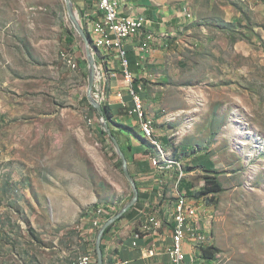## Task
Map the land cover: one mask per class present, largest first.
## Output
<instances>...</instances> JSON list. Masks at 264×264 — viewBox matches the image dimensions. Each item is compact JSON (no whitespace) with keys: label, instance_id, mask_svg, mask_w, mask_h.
Returning <instances> with one entry per match:
<instances>
[{"label":"rangeland","instance_id":"1","mask_svg":"<svg viewBox=\"0 0 264 264\" xmlns=\"http://www.w3.org/2000/svg\"><path fill=\"white\" fill-rule=\"evenodd\" d=\"M195 8L201 16L185 42L169 48L163 68L142 80L140 99L164 150L161 165L177 178L180 169L191 190L204 188L208 174L222 184L212 201L185 193L199 202L218 250L206 263L264 264V0H198ZM72 29L63 0H0V105L12 109L4 128L8 160L23 167L34 195L71 176L88 198L114 200L131 189L110 137L96 131L100 116L83 100L88 68L80 69L85 49L75 31L77 51L67 45ZM61 51L74 54L76 68L63 63ZM98 65L101 103L130 95L125 83L111 90L108 70ZM121 116L122 109L115 119ZM108 123L121 142L155 153L138 122L133 132ZM203 153L208 159L199 164L194 158Z\"/></svg>","mask_w":264,"mask_h":264},{"label":"crops","instance_id":"2","mask_svg":"<svg viewBox=\"0 0 264 264\" xmlns=\"http://www.w3.org/2000/svg\"><path fill=\"white\" fill-rule=\"evenodd\" d=\"M99 1L74 0L84 26L85 15L90 17L91 28L88 31L92 29L93 20L101 14ZM112 1L116 4V0ZM197 2L120 0L119 13L130 17L143 16L146 20L145 31H151L156 40L147 52L140 49L143 34L126 43L129 69L142 96L145 94L142 80L151 77L149 73L153 68H163L169 48L181 46L191 26L201 16L195 8ZM95 52L97 62L108 70L111 90L123 88L121 83L125 82L119 79L123 78V73L117 56L114 53L108 55L104 49ZM79 66L81 70L85 69L83 61ZM110 99H114V103L109 104L115 114L124 110L117 96ZM124 99L131 105L130 95L126 94ZM11 111L9 107L0 105V264H74L82 255L90 254L94 257L93 233L87 229L86 224L81 230L77 228L84 220L83 216L80 218L82 213L99 205L110 210L120 209L130 199L131 190L114 200L100 198L97 194L88 198L89 192L82 190L71 176H67L59 186L43 184L40 187L47 193L34 195L26 183L23 167L8 160L10 157L6 149L4 128ZM99 130L97 127L98 134ZM130 143L134 147V160L128 163L129 171L139 188L140 202L129 217L117 221L106 235L105 255L111 257L114 264H173L168 249L173 243L172 220L178 192L181 190V170H178L177 178L175 172L167 170L169 166L158 167L152 163V152L146 153L141 145L131 140ZM174 178L177 181L173 186L171 182ZM150 218L153 219L151 225ZM190 220L192 218L188 220L189 223ZM147 226L148 231L144 229ZM193 227L197 232L208 235L209 226L205 225L203 217H194ZM136 233H139L138 239H135L138 237ZM195 246L190 238L184 240L186 260L192 264H207L200 257L201 250L198 249L197 253ZM151 247H159L162 251L149 256L146 250Z\"/></svg>","mask_w":264,"mask_h":264},{"label":"built area","instance_id":"3","mask_svg":"<svg viewBox=\"0 0 264 264\" xmlns=\"http://www.w3.org/2000/svg\"><path fill=\"white\" fill-rule=\"evenodd\" d=\"M120 0H116V5H105L104 9H101V14L97 18V22L92 25L91 31H96L97 36L104 42L105 49L108 55L114 53L120 61L123 73V79L126 86H130L131 105H128L120 92H117V98L122 108L130 116H136L138 120V112L136 108V100L139 99V93L135 92L133 88L134 75L129 69V59L127 54L126 43L136 36L143 34V41L140 44V49L147 52L151 49L152 44L156 42L151 31H145V18L143 16L130 17L123 16L119 13ZM190 14V13H189ZM86 16V15H85ZM81 24L82 20L80 19ZM71 59H76L74 54L67 51L62 61L65 65H69L71 68ZM76 70V69H72ZM96 93V97H101L100 93ZM141 129L147 131V125H140ZM193 190V188H192ZM186 192L180 191V203L186 198ZM199 201V198H198ZM195 212L199 210V202L194 208ZM116 210H108L104 205H99V210L95 216H90L86 222L87 229L93 233L96 238L97 231L101 227L104 221L112 216ZM182 216H185V212H180V207L176 211V215L172 220L173 224V243L168 249V253L171 257L173 264H190V261L186 260V254L183 250V243L186 238H190L193 242V238L197 237L194 235L193 222L194 217L190 220L189 225H182ZM85 224H80L77 228L81 230ZM85 226V227H86ZM140 236L136 237L138 239ZM136 245V242L133 243ZM199 246H195V250L198 253ZM147 254L154 256L158 252L162 251L159 247L148 248ZM74 264H96V260L90 254L82 255L74 262Z\"/></svg>","mask_w":264,"mask_h":264},{"label":"water","instance_id":"4","mask_svg":"<svg viewBox=\"0 0 264 264\" xmlns=\"http://www.w3.org/2000/svg\"><path fill=\"white\" fill-rule=\"evenodd\" d=\"M63 1L68 19L71 22L74 31L80 36L84 43L85 57L88 68V85L86 90V98L89 104L95 109V111L100 116V123L103 127V130L110 137L112 143L114 144L115 151L121 159V171L126 180L128 181L132 192L131 198L115 214H113L106 221H104L99 230L97 231L95 238L96 264H103L104 254L102 250V240L105 231L109 226L113 225L117 220L122 218L124 214L137 203V201L139 200V188L129 171L128 160L121 148V145L118 139L116 138L115 134L113 133V130L109 126L108 120L103 110L102 103L96 97V93H94V89H97V91L99 90L98 88H96V81L99 78L100 71L91 39L81 24L80 17L74 6V1Z\"/></svg>","mask_w":264,"mask_h":264},{"label":"trees","instance_id":"5","mask_svg":"<svg viewBox=\"0 0 264 264\" xmlns=\"http://www.w3.org/2000/svg\"><path fill=\"white\" fill-rule=\"evenodd\" d=\"M85 31L87 32L86 29H85ZM72 33H74V29H72V30H70L68 32V36L66 37L67 40H68L67 45L71 49H73V51H77L73 47V42L70 41V38H71V34ZM88 33L89 32H87V34ZM78 53H81V51H79ZM97 56H98V54H97ZM80 57L83 58V56H81V55H80ZM98 59H99V57H98ZM82 61H83V64H85V68H87V61H86V59L84 58L82 60H79V62H82ZM129 64H130V61H129ZM136 83H137L136 80H134L133 81V88H134L135 92H137V93H139V95H141L140 94V91L138 90V84H136ZM83 100L85 101L86 105L89 107V109L91 110V112L94 113L95 112V109L89 104L87 98L84 97ZM102 106H103V110H104V113L106 115V118H107V120L109 122H112V123H114V124H116V125L124 128V129H127L128 131H132V132L134 131V125H135V123L138 122L136 116H130V115L127 114V112L125 110H123L124 113H126V117L121 116V117H118L117 119H115V115L116 114L113 112L110 104H108L107 102H103L102 103ZM131 117H133L132 124L129 122V119ZM125 121H128V122H125ZM99 133L102 136H107L106 132L103 129H100L99 130ZM113 133L115 134V136L117 137L118 141L120 142L121 148H122V150H123V152H124V154H125V156H126V158L128 160V163L132 162L134 160V158H133L134 147L131 145V143L128 140L126 142H121L120 139L118 138V134L115 131H113ZM145 140H147V139L145 138ZM148 152L149 151H147L146 153H148ZM194 159L199 164L200 163H204L208 159V155L206 153H203V154H200V155L196 156ZM116 165H117V167L121 171V159L120 158L117 159V164ZM192 167H194V166H191V168H189V169H192ZM206 183L207 184L205 185V187L202 188V189H200V190H195V189L194 190H191V187H189L187 184H185L183 182V180H181L179 182V185L181 186L180 189H182V190H180V191L185 190L188 193V195L191 196V197H198V198L204 197V198L208 199V201H212L213 196L216 195V194H218V193H220L222 191V184L217 179V177H216L215 174H208L207 182ZM178 193L180 194V192H178ZM131 196H132V194H131ZM131 196H130V198H131ZM139 202H140V196H139V200L137 201V203L131 209H129L124 214V216L122 218L129 217L131 215L133 209L138 206ZM207 206H209V205L207 204ZM118 210L119 209H117L115 212H113V214H115ZM87 211H84L82 213L81 217L84 216V214ZM122 218H120V219H122ZM119 220H117V221H119ZM113 225L109 226L106 229L105 234L103 236V240H102V250H103V254H104L103 255L104 256V258H103V264H114L113 259L111 257H107L105 255V252H104L105 251L104 241H105L106 235L109 233V231H110V229L112 228ZM207 242L209 243V246L208 247H206V248L205 247L200 248V250H201L200 257L203 258V259H205V260H213L215 258L216 253L218 252V250L216 249V247H214L212 245V233H211L210 237L207 239ZM94 252H95L94 258L96 260V251H94Z\"/></svg>","mask_w":264,"mask_h":264},{"label":"bare ground","instance_id":"6","mask_svg":"<svg viewBox=\"0 0 264 264\" xmlns=\"http://www.w3.org/2000/svg\"><path fill=\"white\" fill-rule=\"evenodd\" d=\"M106 4H107V0H100L99 1L100 9H104ZM108 5H116V4L114 1L108 0ZM96 22H97V19H94L92 22V25H94ZM88 35L91 39L92 46H93L95 51L99 52L102 49L106 50L105 46H104V42L97 36L96 31H89ZM66 52L67 51H61L60 52L61 59ZM67 66H69V65H67ZM76 67H77V60L71 59V68H76ZM143 107L144 106L142 105V101H141L140 95H139V99L136 100V108H137V112H138V124L147 125V131L143 130L141 128H140V130L143 132L144 137L153 145V148L155 147V149H156L155 153L151 154L152 163L158 167H161L162 165H161L160 159L164 158V150L160 146L159 141L153 135V133H154L153 122L150 118H148L146 116L147 114L144 111L145 107L144 108ZM178 207H180V212H185V216H182V225H189L190 223L188 222V220L190 218L197 217V216H200L202 218V215H200L199 211L195 212V209H194L195 206L193 205V203L190 202L188 197L184 198V200L180 203V194L178 195V200L175 204L174 217L176 215V211L178 210ZM204 207H207V210H205V211H211L212 210L211 205H209V206L205 205ZM107 209L110 210L109 208H107ZM98 210H99V206H96V207L92 208L91 210H88L83 216L84 220L81 223H79L77 225V227L80 224H86V222L89 220V217L95 216L96 212ZM149 221H150L149 224L151 225V222L153 221V219L150 218ZM152 225H154V224H152ZM144 229L148 231L149 227L147 226ZM193 230H194V235L197 236V237L193 238L194 244L196 246H199V249L202 247H205V248L208 247L209 243L207 242V239L210 237V230H208V235L201 233V232H197L194 227H193ZM135 235L139 236V233H136ZM190 264H192V263L190 262Z\"/></svg>","mask_w":264,"mask_h":264}]
</instances>
